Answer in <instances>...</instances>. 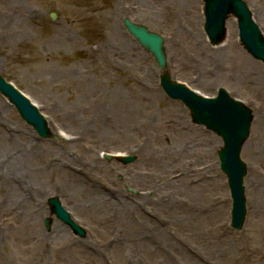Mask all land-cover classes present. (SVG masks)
<instances>
[{"label":"rangeland","instance_id":"374dc122","mask_svg":"<svg viewBox=\"0 0 264 264\" xmlns=\"http://www.w3.org/2000/svg\"><path fill=\"white\" fill-rule=\"evenodd\" d=\"M243 1L264 35V0ZM151 3L146 9L137 0H0V76L37 106L53 134L63 135L38 139L0 95V146L8 150L0 158V264H264L263 66L239 45L232 17L227 23L234 37L228 38L226 23L224 42L212 47L203 32L201 0ZM14 4L20 13L9 11ZM123 18L163 38L172 81L206 97L223 88L252 111L240 155L247 166L240 231L229 227L220 139L192 124L181 103L164 95L160 71L123 29ZM101 42L108 68L92 55ZM252 66L260 85L249 76ZM99 106L106 108L103 119ZM172 147L175 157L155 158ZM104 154L133 161H106ZM19 164L16 174H5ZM164 178L174 182L166 185ZM13 189L22 191L18 205L7 203ZM53 197L85 237L51 217L47 200ZM115 227L125 228L130 244L116 240ZM144 237L151 239L152 254H128Z\"/></svg>","mask_w":264,"mask_h":264},{"label":"water","instance_id":"95a60500","mask_svg":"<svg viewBox=\"0 0 264 264\" xmlns=\"http://www.w3.org/2000/svg\"><path fill=\"white\" fill-rule=\"evenodd\" d=\"M204 3L205 24L204 31L212 46L220 44L225 36V21L233 16L237 21L239 41L243 48L254 59L260 60L264 65V38L251 19V14L242 0H202ZM123 25L140 46L148 52L157 64L162 75L160 85L166 95L181 101L190 111L192 122L205 126L208 130L219 136L223 147L218 151L220 169L227 177L231 193L232 227L240 230L245 217V199L243 195L242 179L246 174L244 164L239 153L244 141L249 135L252 121L251 111L241 103L231 99L224 90L218 91L215 99H203L181 85L170 81L164 72L166 67L165 53L162 39L140 25H134L127 19ZM0 93L8 98L21 118L31 125L41 137H46L48 131L46 123L38 111L10 86L0 78ZM123 164L133 161V158L121 160ZM51 212L67 224L74 234L84 236L82 229L77 227L68 214L63 211L57 199L48 201ZM48 227V222L46 221Z\"/></svg>","mask_w":264,"mask_h":264},{"label":"bare ground","instance_id":"6f19581e","mask_svg":"<svg viewBox=\"0 0 264 264\" xmlns=\"http://www.w3.org/2000/svg\"><path fill=\"white\" fill-rule=\"evenodd\" d=\"M151 1L152 0H137V2H138V4L142 7V8H146V9H149V6L150 5H152V3H151ZM11 13H15V12H17V13H20L21 11H22V9H21V7H19V5H17V4H14V6L13 5H11V7H10V10H9ZM28 13H23L22 14V16L26 19V22L27 23H30V22H32V18H31V16L28 14ZM25 15V16H24ZM256 15H258V13H256ZM260 16V15H259ZM258 16V17H259ZM252 18L254 19V17L252 16ZM262 20H259L260 21V25L263 27V29H264V16H263V18H261ZM254 22H255V20H253ZM18 25H21V21L20 20H18ZM256 23V22H255ZM107 24H111V31L112 32H114L115 30H114V28H113V26H114V24H113V21L111 20V22L109 21V23H107ZM257 24V23H256ZM259 24V23H258ZM259 25V26H260ZM227 28H228V38L230 39V38H232V37H234V35H235V31H234V27H233V25L231 24V22H228L227 23ZM11 37H13V39L12 40H15V37L14 36H10V40H11ZM106 51H107V47H105L104 46V43L103 42H101L99 45H97V46H95L93 49H92V55H98V58L101 60V61H103V65L105 66V68H108L109 67V61L108 60H106ZM103 72H105L104 70H103ZM249 76H251V78H252V80L254 81V85L256 86V85H260L261 84V82H260V78H259V71H257L256 70V68H255V66H252V68L250 69V72H249ZM112 109H114L115 110V107H111ZM106 109V108H105ZM105 109H102V107L101 106H99L98 108H96V110H98V117L99 118H101V119H103V114L105 113L104 111H105ZM107 114V113H106ZM174 117H175V119L176 120H179V117L176 115V114H174ZM175 124V123H174ZM163 127H165V126H163ZM168 127V128H167ZM174 126H172V125H170V124H168L165 128L166 129H170L171 131H173V132H175V134L176 135H180L181 133L177 130V129H175V128H173ZM176 127V126H175ZM172 129H174V130H172ZM0 134L1 135H3V133H1L0 132ZM4 136V135H3ZM26 144H28V147L29 148H33L34 146H33V144L32 143H30V142H26ZM179 152L178 151H176L175 150V148L174 147H172L171 149H170V152H169V154H162V155H160V156H155V158L157 159V160H159L160 162H163L162 160L164 159V157L166 158V157H169V156H172V157H175L177 154H178ZM8 155V150L5 148V147H3V146H0V158H2V157H5V156H7ZM48 156V155H47ZM47 156L46 157H44V158H47ZM160 158V159H159ZM14 164H17V163H15V162H13ZM53 162H51V161H49L48 163H47V165H50L52 168H53V170L55 169V167H57V165H55V164H52ZM20 169V164L19 165H14L13 166V169H12V171L11 172H9L8 170H6V172H5V174L7 175V176H13L14 174H16L15 172L16 171H18ZM17 175H19V176H22V173H18ZM171 179H172V176H171ZM164 182L166 183V185H168V184H170L171 182H174V181H171L170 179H166V178H164ZM61 192H62V190H60ZM20 193H22V191L21 190H17V189H13L11 192H9V195H8V198H7V203H10V204H13L14 203V201H15V205H18V204H20ZM6 195H7V193H6ZM10 206V205H9ZM16 209H19V206L18 207H15V210ZM39 209H37L36 211H37V213H39V211H38ZM124 211H125V209L123 210V211H121V215H123L124 214ZM32 223H30L29 224V226L31 225ZM28 226V227H29ZM123 227V226H122ZM119 234L118 235H114L115 237H116V240L118 241H122L121 242V244H124L123 245V247H125V245H126V242L128 243V244H130L128 241H130V240H127V238H129V235L127 234V232H124V229L125 228H117V227H115L114 228ZM142 229H139V230H137V233L138 234H140V233H142ZM136 239V238H135ZM116 240L114 239V242H116ZM147 242H146V241ZM136 242H137V244H136V246H132L131 247V249H129L128 250V254H132V255H134V256H137V257H139V254L141 253V251L142 252H147V255L148 254H150L151 252H150V247H152V245H151V239H150V237H148L147 239H146V237H144V240H141L140 238L138 239V240H136ZM63 247H65V244L63 245ZM138 253V254H137ZM152 254V253H151ZM141 256V255H140ZM160 256V258H159V260H163V255H159ZM125 259V258H124ZM101 261H104V259L103 258H101ZM154 262H156L157 264H158V262L157 261H154ZM97 263H98V261H97ZM96 263V264H97ZM127 262H126V259H125V263L124 264H126Z\"/></svg>","mask_w":264,"mask_h":264}]
</instances>
